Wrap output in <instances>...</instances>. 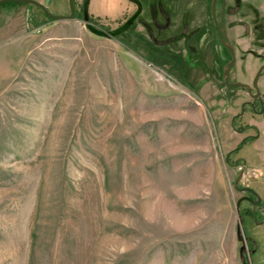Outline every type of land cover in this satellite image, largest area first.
<instances>
[{"label":"rangeland","instance_id":"rangeland-1","mask_svg":"<svg viewBox=\"0 0 264 264\" xmlns=\"http://www.w3.org/2000/svg\"><path fill=\"white\" fill-rule=\"evenodd\" d=\"M141 1L134 25L107 37L82 11L53 20L31 3L0 4V264H242L233 145L219 148L209 116L223 84L179 60L176 27L192 0ZM243 1L245 27H264V0ZM48 9L70 11L68 0ZM88 10L109 32L135 6ZM258 66L249 56L235 78L251 82ZM219 128L225 140V120ZM249 233L252 262L264 264V225Z\"/></svg>","mask_w":264,"mask_h":264},{"label":"flooded vegetation","instance_id":"flooded-vegetation-1","mask_svg":"<svg viewBox=\"0 0 264 264\" xmlns=\"http://www.w3.org/2000/svg\"><path fill=\"white\" fill-rule=\"evenodd\" d=\"M139 1L141 12L130 27L144 12V4ZM130 2L135 6L131 17L138 11L139 5ZM246 4L243 0H192L190 5L183 4L181 8L176 33L180 62L190 67L211 68V76L218 74L221 78L223 92H219V104L222 107L209 116L219 148L225 145L221 144L223 141L228 146L233 145L226 153L225 160L233 173L230 190L239 194L235 203L238 212L236 234L241 241L239 256L242 264H253L252 257L256 255L258 246L257 239L249 231L264 225V220L261 219L264 214L263 193L257 184H264V171L257 173L264 169V86L260 84L264 68L257 81L258 89L254 86L258 70L264 67V27L258 25L260 23L252 28L245 27L248 14L243 9L247 8ZM74 6V19L81 11L84 17L85 0L82 8L76 7L75 0ZM162 15L165 29L170 31L171 17L168 11H164ZM88 22L100 29L90 17ZM250 40L252 43H249ZM249 56L259 66L252 81L246 83L235 78V72L238 70L244 74ZM181 83L185 90L196 95L185 79L182 78ZM234 83H243L248 87L234 86ZM239 88L243 91H228ZM224 114L227 115L226 118L223 117ZM223 120L226 121L228 132L225 140L224 132L219 128Z\"/></svg>","mask_w":264,"mask_h":264},{"label":"water","instance_id":"water-1","mask_svg":"<svg viewBox=\"0 0 264 264\" xmlns=\"http://www.w3.org/2000/svg\"><path fill=\"white\" fill-rule=\"evenodd\" d=\"M7 1H13L16 3H20V4H25V3H31L34 4L36 6H38L49 18L53 19V20H66V19H74L75 18V6H74V0H69V7H70V13L69 14H61V15H57V14H53L49 11L48 6H49V2L50 0H45L44 3L38 1V0H0V4L7 2ZM133 2H136L139 5V9L138 11L131 16L121 27L106 32L103 31L97 27H95L94 25H92L91 23L88 22L89 20V2L90 0H85V7H84V17H83V21L86 25V27L94 34L101 36V37H107L110 35H117L120 34L124 31H126L135 21V19L137 18V16L139 15V13L141 12V2L139 0H130ZM231 66V65H230ZM264 67H261L258 72L257 75L254 79V86L258 89L257 86V81L258 78L261 74V71L263 70ZM232 85H242V86H246L248 87V85L243 84V83H234ZM242 250V249H241Z\"/></svg>","mask_w":264,"mask_h":264}]
</instances>
